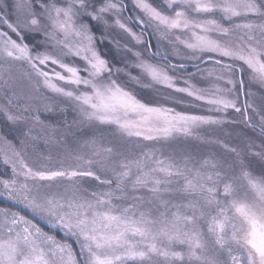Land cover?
Returning <instances> with one entry per match:
<instances>
[{"label":"snow or ice","instance_id":"6c2138e0","mask_svg":"<svg viewBox=\"0 0 264 264\" xmlns=\"http://www.w3.org/2000/svg\"><path fill=\"white\" fill-rule=\"evenodd\" d=\"M257 94L264 0H0V264H264ZM68 109L124 143L30 164L63 136L41 114ZM226 124L259 151L203 134Z\"/></svg>","mask_w":264,"mask_h":264},{"label":"rangeland","instance_id":"374dc122","mask_svg":"<svg viewBox=\"0 0 264 264\" xmlns=\"http://www.w3.org/2000/svg\"><path fill=\"white\" fill-rule=\"evenodd\" d=\"M9 3H11V0H9ZM128 14H135V13H126ZM118 29L113 30V36H116ZM134 31H139V28H134ZM146 38L151 41L154 47L152 51H156V48L158 47L161 51H163V47L159 44L156 37L154 35H149L151 33V29H146ZM120 38V37H117ZM29 39L31 40L32 37L30 36ZM125 39H127L125 37ZM100 47L107 52L109 55L112 56H119V53L115 51L113 46L105 41L104 44H101ZM190 70L194 71L195 69H191V66L189 65ZM257 105L264 104V99H261V96L257 94L254 101ZM59 105L60 107H63V104L60 101H53V107L54 109L56 106ZM41 118L45 119L46 122H49L53 124L59 134H63V136L60 138L59 143H49L45 144L43 140H40L37 144V147L35 150L29 149V156L28 160L30 164H33L34 166L40 164V163H51L52 166H56V161L63 157L65 153L71 152H88L89 149L85 145V141L91 140V139H97L99 140L101 137H103V141L105 143L110 142L112 145L119 148L124 141H122L119 137L115 135V133L105 127H99V128H92L89 126H77L73 123L74 120H77L75 113L68 109L66 113H62L59 110H54L51 113H42ZM232 118L231 110H229V119ZM254 119H256L254 117ZM203 134L207 136L217 137L221 140H223L225 143L235 146L238 149H243L245 152H247V145L251 143L253 145V150L259 151V145L261 144V138L259 137L258 130L256 133H253L251 129L245 128L242 124H226L223 127H214L212 129H204ZM11 138V136L9 137ZM188 147H190L194 151H199L201 153H206L210 150L217 152V154H223L226 159H230V156L223 152V149L220 148L218 145H205L200 144L196 141H190L188 142ZM43 156H50L51 161H44L42 159ZM248 162L251 166V168L254 170L256 174H259L260 172L264 171V160H261L258 157H248ZM10 174V168L3 165L2 162H0V176L3 178H8ZM0 206H3V203L0 202ZM45 227V230H47L46 225H42ZM59 238V233H56Z\"/></svg>","mask_w":264,"mask_h":264}]
</instances>
